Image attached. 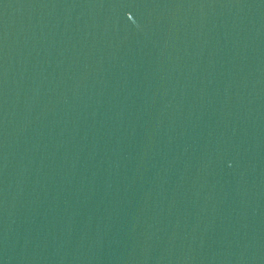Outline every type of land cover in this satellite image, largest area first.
I'll use <instances>...</instances> for the list:
<instances>
[{
    "label": "water",
    "instance_id": "95a60500",
    "mask_svg": "<svg viewBox=\"0 0 264 264\" xmlns=\"http://www.w3.org/2000/svg\"><path fill=\"white\" fill-rule=\"evenodd\" d=\"M0 264H264V0H0Z\"/></svg>",
    "mask_w": 264,
    "mask_h": 264
}]
</instances>
